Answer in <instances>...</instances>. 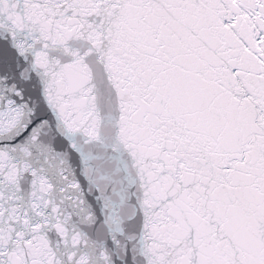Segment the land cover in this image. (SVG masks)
Here are the masks:
<instances>
[{
  "label": "snow or ice",
  "instance_id": "snow-or-ice-1",
  "mask_svg": "<svg viewBox=\"0 0 264 264\" xmlns=\"http://www.w3.org/2000/svg\"><path fill=\"white\" fill-rule=\"evenodd\" d=\"M0 264H264V0H0Z\"/></svg>",
  "mask_w": 264,
  "mask_h": 264
}]
</instances>
